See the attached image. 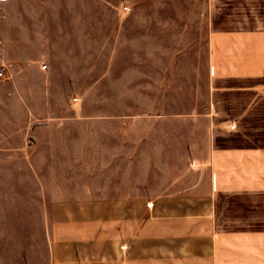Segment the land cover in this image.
<instances>
[{
  "label": "rangeland",
  "instance_id": "obj_1",
  "mask_svg": "<svg viewBox=\"0 0 264 264\" xmlns=\"http://www.w3.org/2000/svg\"><path fill=\"white\" fill-rule=\"evenodd\" d=\"M262 3L0 0V264H51L48 209L73 180L206 191L210 36ZM222 198V228L264 227L261 198Z\"/></svg>",
  "mask_w": 264,
  "mask_h": 264
},
{
  "label": "crops",
  "instance_id": "obj_2",
  "mask_svg": "<svg viewBox=\"0 0 264 264\" xmlns=\"http://www.w3.org/2000/svg\"><path fill=\"white\" fill-rule=\"evenodd\" d=\"M262 1L252 21L240 11L238 22L210 36L207 190L139 189L136 178L105 189L73 180L48 209L51 264H264V227L222 228V196L261 198L250 204L264 205Z\"/></svg>",
  "mask_w": 264,
  "mask_h": 264
},
{
  "label": "built area",
  "instance_id": "obj_3",
  "mask_svg": "<svg viewBox=\"0 0 264 264\" xmlns=\"http://www.w3.org/2000/svg\"><path fill=\"white\" fill-rule=\"evenodd\" d=\"M43 68H47V65H44ZM6 69H7L6 64L4 62H0V78L6 76Z\"/></svg>",
  "mask_w": 264,
  "mask_h": 264
}]
</instances>
